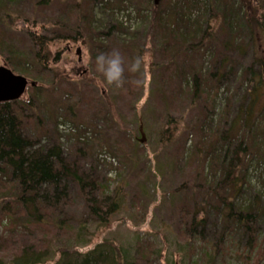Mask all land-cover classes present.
Masks as SVG:
<instances>
[{
	"label": "rangeland",
	"instance_id": "rangeland-1",
	"mask_svg": "<svg viewBox=\"0 0 264 264\" xmlns=\"http://www.w3.org/2000/svg\"><path fill=\"white\" fill-rule=\"evenodd\" d=\"M44 2L48 3L0 0V66L8 67L4 61L9 60L16 65L14 71L9 68L14 74L37 82L39 92L29 88L22 99L26 103L31 98L34 111L29 114L45 120L42 130L30 124L24 133L37 139L39 147L59 146L67 164L81 167L85 176L108 187L109 194L125 198L123 210L99 225L89 215L78 185L68 182L67 193L75 201V212H68L72 215L69 228L75 235L84 224L89 234L82 245L83 238L78 246L73 238L71 250L85 254L104 242L122 249L123 255L148 261L138 264H211L206 259L196 263L203 251L196 249L195 254L182 248L183 236L177 226L185 205L190 209L188 219L194 207L205 214L198 216L205 223L196 229L193 248L214 247L210 251L213 264H264V122L259 120V128L253 129L254 153L248 151L239 175H234L235 183L244 178V184L238 189L221 184L214 192L212 186L224 175H214L209 168L222 157L223 135L242 121L248 82L264 73V65L260 70L257 62L260 55L264 59V31L252 48L242 26L247 22L235 15L240 49L230 54L233 62L223 70L224 82L219 87L207 82L206 101L192 97L173 101L170 91L181 80L186 88L191 86L190 68L198 69L204 61L205 73L212 70L218 58L214 47L220 51L227 40L224 27L214 30L212 52L185 57L178 45L160 46L159 36L149 31L152 5L162 11V0ZM254 6L263 9L260 24L264 25V0ZM233 8L238 11L237 2ZM31 34L50 40L47 63L41 54L36 58L37 40L32 44L27 40ZM114 49L125 63L124 83L119 88L103 84L96 70L97 55ZM20 51L25 57L15 56ZM138 57L142 58L141 69L132 72L131 64ZM231 140H226L227 146ZM209 143L214 150L207 147ZM80 146L85 156L78 153ZM217 195L229 198V213L225 205L230 203L220 204ZM239 211L256 218L240 226L231 218L224 219L226 213Z\"/></svg>",
	"mask_w": 264,
	"mask_h": 264
},
{
	"label": "trees",
	"instance_id": "trees-1",
	"mask_svg": "<svg viewBox=\"0 0 264 264\" xmlns=\"http://www.w3.org/2000/svg\"><path fill=\"white\" fill-rule=\"evenodd\" d=\"M46 1L49 4L50 0ZM231 1L162 0L165 7L162 11L151 3V18L153 21L150 18L152 22L147 25L149 31L152 33L154 31L159 36L157 41L162 47L170 45L177 48L178 45V52L185 55V57L187 54L196 56L203 51L207 55V52L213 50L211 44H214V30L217 26L224 27L222 32L225 33L224 39H227L220 51H216L217 47H214L215 53H218V58H215L212 63V70L205 73L207 70L204 61L203 64L202 62L199 63L198 69L190 68L189 77L193 82L188 88L183 86L184 82L180 78L181 84L179 87H175L174 90L170 91V99L172 98L173 101H177L179 98L185 100L189 97H192L195 101L199 98L206 101L208 96L205 95L204 87L207 86V82H212L216 87L224 82L223 70L233 62L230 54H238L240 49L236 46L238 36V23L236 22L238 21L235 20V15L241 17V19L244 17L245 23L247 22L246 25L242 26L247 31V40L252 48L254 42L259 43L260 32L264 31V25L260 24V14L263 9L252 7V4L254 2L258 4L259 0H233V4H231ZM236 2L238 11L237 8H233ZM46 3L44 2L45 5ZM27 40L30 44L37 40L38 52L36 58L41 54L44 58L42 59L43 62L47 63L50 56L48 49L50 40L42 35L34 34L27 35ZM233 47L235 48L233 49ZM18 48L20 49V46ZM2 51L0 50L1 53ZM20 52L22 53L15 54V56L22 55V57H25V52ZM10 53L14 55L13 50H10ZM259 57L260 59L257 62L261 70L264 59L261 55ZM4 63L8 64V68L13 71L16 69V65L9 62V60H5ZM251 70L249 68L250 72ZM21 75L23 76V74ZM31 82L36 86L37 82ZM248 84H250V89L246 90V98H243L246 106L244 107L242 121H240L241 123L237 122L238 125L233 126L227 135L226 133L223 135L221 145L224 148L220 150L222 157L219 155L218 160L209 167L214 175L220 172L224 175L222 181H217L218 184L212 186L214 192L221 187V184L224 188L228 187L227 189H238L240 183H245L244 178L240 180L239 184L238 182L235 183L234 175L236 172L239 175L248 151L251 154L254 153L252 151L254 148L253 129L254 127L259 128V120L264 122V73L260 72L259 77L250 79ZM38 88L41 87L38 86ZM31 92L38 93L39 90L32 87ZM32 103L34 102L30 98L26 103L21 99L15 103L0 104V264L148 263L141 256L130 258V256L123 255L122 249L104 242L85 254L71 250L74 244L78 246L81 238H83L80 241L82 245L89 234L84 232L86 231L84 224H81L83 227L80 225L75 235L72 234L69 228L72 224V215L68 212L74 211L75 201L71 200L69 192L67 193L69 191L67 188L68 182L74 183L76 187L78 185L83 193L81 197L85 202L89 215L96 219L100 223L99 225L104 224L109 216L123 210L125 198L123 199L118 193L109 194L108 187L96 183L92 176H85L82 168L77 167L75 169L67 164L59 146L46 147L41 145L39 147L40 143L37 139L34 140L27 136L26 132L24 133L26 127L30 124H34L39 130H42L41 126L45 123L43 118L29 114L34 111ZM211 132L213 131L211 130ZM45 136L46 134L43 138ZM228 139L232 140L227 146L225 142ZM237 139L238 142L234 145L233 143ZM207 147L215 149L212 143L211 145L210 143L207 144ZM78 153L85 156L82 146L78 148ZM60 186H63V188L59 189ZM234 193L237 196L239 195L238 190ZM93 194L95 195L93 196ZM217 197L222 205H225V201H230L228 197L220 195H217ZM225 207L228 208L229 213L232 205L230 203ZM68 209L69 211H67ZM189 211L188 206L182 205L180 208L181 221L177 228L180 233L182 232V240L184 241L182 248L187 250L190 248L194 252L196 249L199 252L203 251L200 260H197L196 263L203 262L206 259V261L208 260L213 264V255L210 251H214V247H209L208 250L203 247L193 248L192 240L197 227L204 225L203 216L205 214L200 208L194 207L192 215L188 219L187 214ZM228 213L224 215V219H233L236 226H240L244 222L251 223L256 218V215H248L246 211H239L236 214ZM199 214L203 215L200 216L203 217L202 219H199ZM73 238L74 244H71Z\"/></svg>",
	"mask_w": 264,
	"mask_h": 264
},
{
	"label": "clouds",
	"instance_id": "clouds-1",
	"mask_svg": "<svg viewBox=\"0 0 264 264\" xmlns=\"http://www.w3.org/2000/svg\"><path fill=\"white\" fill-rule=\"evenodd\" d=\"M142 58H135L131 64L130 71L139 72ZM96 70L102 77V83L119 88L124 83L125 63L119 50L110 53H100L96 57Z\"/></svg>",
	"mask_w": 264,
	"mask_h": 264
},
{
	"label": "water",
	"instance_id": "water-1",
	"mask_svg": "<svg viewBox=\"0 0 264 264\" xmlns=\"http://www.w3.org/2000/svg\"><path fill=\"white\" fill-rule=\"evenodd\" d=\"M78 61L81 59V50L77 49ZM29 82L27 78L21 75H14L11 70L5 66L0 67V103L16 102L25 94ZM30 86L34 87L31 83Z\"/></svg>",
	"mask_w": 264,
	"mask_h": 264
},
{
	"label": "bare ground",
	"instance_id": "bare-ground-1",
	"mask_svg": "<svg viewBox=\"0 0 264 264\" xmlns=\"http://www.w3.org/2000/svg\"><path fill=\"white\" fill-rule=\"evenodd\" d=\"M154 6H156V4ZM78 168H81V167H78Z\"/></svg>",
	"mask_w": 264,
	"mask_h": 264
}]
</instances>
